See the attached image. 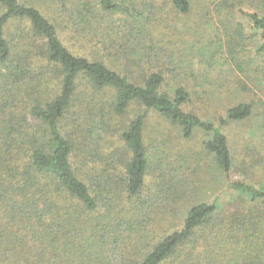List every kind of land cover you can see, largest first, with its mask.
<instances>
[{
  "label": "trees",
  "instance_id": "16d2710c",
  "mask_svg": "<svg viewBox=\"0 0 264 264\" xmlns=\"http://www.w3.org/2000/svg\"><path fill=\"white\" fill-rule=\"evenodd\" d=\"M167 5L240 13L264 54V0H0V264H264V188L231 179L222 130L253 105L218 126L189 109L196 72L155 41ZM151 114L204 132L228 200L188 201L189 158L151 159Z\"/></svg>",
  "mask_w": 264,
  "mask_h": 264
},
{
  "label": "rangeland",
  "instance_id": "374dc122",
  "mask_svg": "<svg viewBox=\"0 0 264 264\" xmlns=\"http://www.w3.org/2000/svg\"><path fill=\"white\" fill-rule=\"evenodd\" d=\"M196 10L182 16L167 5L164 16L157 19L159 36L155 41L165 49L174 50L179 57L186 56L190 61L187 64L189 71L196 72L189 80L202 96H196L195 104L189 109L194 107L198 113H207V118L218 126L228 107L241 101L252 103L253 113L248 119L223 126L222 130L234 159L231 179L264 188V54L256 50L258 37L240 13L235 12L230 22L223 25L216 7L211 6L210 16L205 17ZM116 64L119 65V61ZM167 81L176 82L170 77ZM204 90L210 95L205 97ZM146 132L153 145L151 159L157 160L165 154H170L171 159L177 158L178 154L189 158L187 172L194 190L189 202L200 198L209 201L215 197L222 201L229 199L228 177L204 150L207 136L203 131L184 138L177 127L151 114ZM244 160L252 162L254 169L242 167Z\"/></svg>",
  "mask_w": 264,
  "mask_h": 264
}]
</instances>
